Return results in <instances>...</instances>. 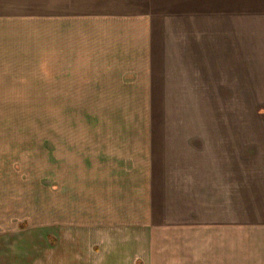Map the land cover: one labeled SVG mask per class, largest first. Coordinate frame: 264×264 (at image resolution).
Returning <instances> with one entry per match:
<instances>
[{
	"label": "crops",
	"instance_id": "0c3cea01",
	"mask_svg": "<svg viewBox=\"0 0 264 264\" xmlns=\"http://www.w3.org/2000/svg\"><path fill=\"white\" fill-rule=\"evenodd\" d=\"M87 2L74 15L63 4L57 35L0 0V108L35 78L48 107L62 92L94 110L89 182L73 197L87 216L67 252L93 253L78 264H264V116L245 115L264 110V0Z\"/></svg>",
	"mask_w": 264,
	"mask_h": 264
},
{
	"label": "rangeland",
	"instance_id": "374dc122",
	"mask_svg": "<svg viewBox=\"0 0 264 264\" xmlns=\"http://www.w3.org/2000/svg\"><path fill=\"white\" fill-rule=\"evenodd\" d=\"M49 1L50 6L48 0H21L22 13L31 18L27 15L36 12L31 20L37 19L38 29L52 20L57 35L63 4L71 15L84 7L90 13L87 0H64L62 6V0ZM34 80L22 82L18 106L0 108V264H78L93 253L67 252V243L76 244L67 231L80 227L77 219L86 215L79 214L73 197L79 182L83 194L89 182L84 135L94 110L78 109L77 99L62 92L53 94L48 107ZM258 114L264 116V110L246 109L245 115ZM92 223L83 220L82 227L92 229Z\"/></svg>",
	"mask_w": 264,
	"mask_h": 264
}]
</instances>
